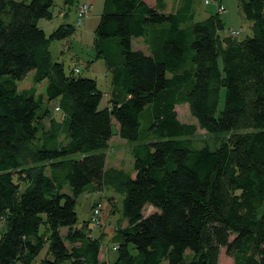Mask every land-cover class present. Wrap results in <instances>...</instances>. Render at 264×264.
<instances>
[{
	"label": "trees",
	"instance_id": "16d2710c",
	"mask_svg": "<svg viewBox=\"0 0 264 264\" xmlns=\"http://www.w3.org/2000/svg\"><path fill=\"white\" fill-rule=\"evenodd\" d=\"M195 1L166 13L167 0H105L88 63L102 59L112 78L101 108L97 82L51 52L76 27H39L55 0H0V264H34L46 249L40 264H218L222 249L234 264H264V0H239L243 40L221 36L219 13L196 22ZM77 3L63 0L65 17ZM140 39L149 54L134 49ZM180 105L218 147L195 146ZM115 135L132 144L130 172L107 168ZM106 189L123 197L127 222L113 262L76 212Z\"/></svg>",
	"mask_w": 264,
	"mask_h": 264
},
{
	"label": "rangeland",
	"instance_id": "374dc122",
	"mask_svg": "<svg viewBox=\"0 0 264 264\" xmlns=\"http://www.w3.org/2000/svg\"><path fill=\"white\" fill-rule=\"evenodd\" d=\"M56 8L54 10L55 18L52 21L41 20L39 27L46 32L49 36L59 26L63 24H71L76 27V34L73 38L63 41H54L51 45V52L54 61L63 63L65 65L66 73L72 70L75 74H80L81 77L94 79L97 82L98 89L103 93L101 108L108 105V100L111 99L113 92L112 78L103 60L94 61V32L100 23L101 15L104 11L105 0H78L74 9L68 14L67 17L59 14L60 9L63 7V0H55ZM149 5H153V0H146ZM183 0H167V12H174L180 6ZM83 4H89L90 11L83 21L82 26L78 25V10ZM77 9V11H76ZM194 10L196 12V22L203 21L210 17L212 14H220L224 24V32L221 33L222 37L229 36L232 31L236 32L235 35L239 40H243L248 36H252L251 23L246 21L240 8L239 0H209V4L205 0H196L194 3ZM221 11V12H220ZM133 46L135 50H146L147 47L144 42L134 40ZM78 70V71H77ZM34 72L28 74L26 79L19 83V89H28L33 86ZM47 81L37 86L38 95H44ZM46 105L52 112V116L56 121H62L64 115L56 103L47 102ZM223 104V101H222ZM222 106V105H221ZM58 108V109H57ZM178 118L182 123L192 124L197 127L196 133L193 136V141L196 147L202 148L210 146L211 148L218 147L221 142V137H214L202 130L197 120L192 116L188 105H180L176 108ZM116 132L118 131V124H115ZM45 127L50 128V121L45 122ZM134 159L132 156V144L122 140L119 135H115L107 152V168L117 169L130 172L133 170ZM97 204L101 210L98 216L99 224L93 222L94 211L93 206ZM79 224L87 221H92L94 237H101L104 235V249L109 250L108 258L113 262L116 257L117 244L113 243V237L119 226L126 227L127 222L122 218L123 214V197L117 195L114 191L106 189L98 194L86 193L82 195L76 206ZM155 210L151 207H146L144 214L147 216ZM43 231V228H42ZM112 250V251H111ZM47 249L44 250L34 264H40L44 258ZM218 264H234L233 260L228 257L225 250L222 249Z\"/></svg>",
	"mask_w": 264,
	"mask_h": 264
},
{
	"label": "built area",
	"instance_id": "2783aa9c",
	"mask_svg": "<svg viewBox=\"0 0 264 264\" xmlns=\"http://www.w3.org/2000/svg\"><path fill=\"white\" fill-rule=\"evenodd\" d=\"M205 2L207 3V4H209V0H205ZM90 5L89 4H83V5H81L80 6V9L78 10V16H77V19H78V25H82L83 24V21L86 19V17H87V15H88V13H89V11H90ZM221 12V11H220ZM232 35H235L236 34V32H234V31H232V33H231ZM78 71V70H77ZM58 109V108H57ZM59 110V109H58ZM100 207V206H99ZM99 207L94 211V216H93V222L95 223V224H99L100 225V223H99V221H98V216L100 215V209H99Z\"/></svg>",
	"mask_w": 264,
	"mask_h": 264
},
{
	"label": "crops",
	"instance_id": "0c3cea01",
	"mask_svg": "<svg viewBox=\"0 0 264 264\" xmlns=\"http://www.w3.org/2000/svg\"><path fill=\"white\" fill-rule=\"evenodd\" d=\"M153 2H154V3H153L152 6H154V4H155V0H153ZM76 10H77V9H76ZM166 13H172V12H167V9H166ZM59 14H60V15H63V16L65 17V14H64L63 9H60ZM141 51H143V52L149 54L148 51H147V49H146V50H141ZM109 261H110V260H109Z\"/></svg>",
	"mask_w": 264,
	"mask_h": 264
}]
</instances>
